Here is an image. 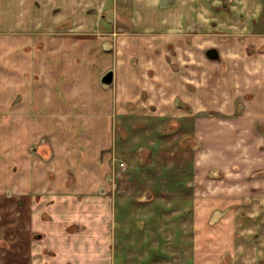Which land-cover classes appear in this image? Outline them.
<instances>
[{
	"label": "crops",
	"instance_id": "crops-1",
	"mask_svg": "<svg viewBox=\"0 0 264 264\" xmlns=\"http://www.w3.org/2000/svg\"><path fill=\"white\" fill-rule=\"evenodd\" d=\"M122 1L0 0V153L4 163L13 165L11 171H0V180L8 182L5 193L28 198L30 226L41 234L42 245L36 237L28 264L117 263L111 250V200L100 191L107 188V133L118 126L112 121L115 106L127 107L135 99L127 92L132 67L126 64L128 56L124 63L119 55L128 48L116 45L112 36L122 26L140 35L190 37L196 20L204 27L215 16L213 4L220 2L178 0L162 9L161 0ZM247 21L245 34L264 21L262 7L248 12ZM108 72L112 79L106 83L102 77ZM177 101L173 104L180 109ZM186 109L185 116L199 115V107ZM251 110L264 117L262 102ZM244 125L237 133L240 145H228L222 153L235 155L238 168L204 193L240 197L238 205L222 206L220 200L210 208L205 198L194 207L201 222L192 264H264V126ZM212 148L206 144L196 155L200 167L215 162ZM37 153L48 162V177L39 172ZM198 172L191 179L205 185L209 177Z\"/></svg>",
	"mask_w": 264,
	"mask_h": 264
},
{
	"label": "rangeland",
	"instance_id": "rangeland-1",
	"mask_svg": "<svg viewBox=\"0 0 264 264\" xmlns=\"http://www.w3.org/2000/svg\"><path fill=\"white\" fill-rule=\"evenodd\" d=\"M261 1L260 5L220 0L213 4V20L205 21V28L196 20L198 28L190 30V37L140 35L130 28L124 32L122 26L112 36L116 45L128 48L119 55L124 63L128 56L126 64L134 77L127 92L135 99L127 107L115 106L112 121L118 126L107 133L111 139L109 163H104L107 188L100 191L111 200L116 264H192L200 240L196 226L201 222L194 207L205 198L210 208L220 200L222 206L237 207L240 197L211 198L204 193L219 187L223 174L238 168L235 155L222 153L228 145H240L239 129L244 124L254 130L264 126V117L251 110L264 104V21L245 34L248 12L257 13L261 7L264 12ZM177 2L161 0L160 7ZM209 48L217 50V58L208 55ZM112 89L121 93L119 86ZM176 97L180 100L173 101ZM176 101L184 107L176 109ZM190 105L193 110L199 107V115L185 116ZM195 119L197 129L191 136ZM206 144L213 145L217 155L213 165L203 168L196 155ZM37 155L39 172L48 177V162ZM4 162L0 153V171H11L13 165ZM198 171L210 178L205 185L191 179ZM6 183L0 180V264H28L36 239L28 198L5 193ZM97 239L103 241L101 232Z\"/></svg>",
	"mask_w": 264,
	"mask_h": 264
},
{
	"label": "water",
	"instance_id": "water-1",
	"mask_svg": "<svg viewBox=\"0 0 264 264\" xmlns=\"http://www.w3.org/2000/svg\"><path fill=\"white\" fill-rule=\"evenodd\" d=\"M207 53H208V52H207ZM214 57L217 58V57H218V54H216ZM111 79H112V74H111V72L106 73V74L102 77V80H103L104 82H106V83L111 82Z\"/></svg>",
	"mask_w": 264,
	"mask_h": 264
},
{
	"label": "flooded vegetation",
	"instance_id": "flooded-vegetation-1",
	"mask_svg": "<svg viewBox=\"0 0 264 264\" xmlns=\"http://www.w3.org/2000/svg\"><path fill=\"white\" fill-rule=\"evenodd\" d=\"M216 51L214 48H209L207 49L208 55L211 57H214L216 55ZM111 227H112V223H111ZM36 237H39V235H35Z\"/></svg>",
	"mask_w": 264,
	"mask_h": 264
},
{
	"label": "trees",
	"instance_id": "trees-1",
	"mask_svg": "<svg viewBox=\"0 0 264 264\" xmlns=\"http://www.w3.org/2000/svg\"><path fill=\"white\" fill-rule=\"evenodd\" d=\"M183 106V105H182ZM184 107V106H183Z\"/></svg>",
	"mask_w": 264,
	"mask_h": 264
}]
</instances>
